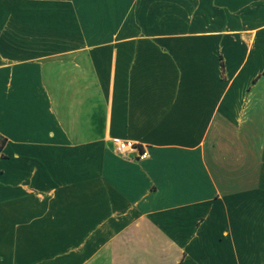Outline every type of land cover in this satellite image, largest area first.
<instances>
[{
  "label": "crops",
  "instance_id": "crops-1",
  "mask_svg": "<svg viewBox=\"0 0 264 264\" xmlns=\"http://www.w3.org/2000/svg\"><path fill=\"white\" fill-rule=\"evenodd\" d=\"M0 264H264V0H0Z\"/></svg>",
  "mask_w": 264,
  "mask_h": 264
},
{
  "label": "built area",
  "instance_id": "built-area-1",
  "mask_svg": "<svg viewBox=\"0 0 264 264\" xmlns=\"http://www.w3.org/2000/svg\"><path fill=\"white\" fill-rule=\"evenodd\" d=\"M111 143L114 150L120 154L135 151L137 153V158L139 159L146 158L149 155L147 146L143 142H137L129 138L114 136L111 138Z\"/></svg>",
  "mask_w": 264,
  "mask_h": 264
}]
</instances>
